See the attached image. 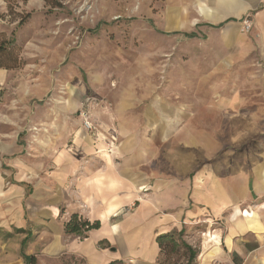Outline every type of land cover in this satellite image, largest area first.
Returning <instances> with one entry per match:
<instances>
[{
  "label": "crops",
  "instance_id": "0c3cea01",
  "mask_svg": "<svg viewBox=\"0 0 264 264\" xmlns=\"http://www.w3.org/2000/svg\"><path fill=\"white\" fill-rule=\"evenodd\" d=\"M178 1L166 12L169 34H218L239 54L257 52L264 65V0ZM244 15L252 19L249 32L238 22ZM27 80L0 68V233L12 238L15 230L23 239L32 231L31 220L46 223L60 245L57 253L64 222L79 213L101 227L87 237L68 238L64 249L83 255L88 264H163L158 235L196 222L207 229L196 264H264V157L260 163L249 158L252 167L246 152L230 151L203 166L197 157L180 162L185 155L166 148L174 138H191L187 127L186 134L170 133L167 126L175 125L167 116L162 128L149 123L139 143L126 140L136 130L124 121L117 129L104 124L97 139L84 129L70 136L76 125L72 109L50 112L47 105L31 104L44 91ZM239 94L229 107L238 105ZM194 118L205 116L199 111ZM46 123L57 124L52 135L32 141L28 129ZM253 123L247 114L231 117L233 148L253 137Z\"/></svg>",
  "mask_w": 264,
  "mask_h": 264
},
{
  "label": "rangeland",
  "instance_id": "374dc122",
  "mask_svg": "<svg viewBox=\"0 0 264 264\" xmlns=\"http://www.w3.org/2000/svg\"><path fill=\"white\" fill-rule=\"evenodd\" d=\"M175 2L179 4L178 0H0V42L16 37L0 62L13 65L10 70L43 89L31 104L47 105L50 112L59 106L72 109L76 125L70 136L84 129L97 139L104 124L116 128L124 121L136 130L126 140L139 143L149 123L162 128L167 116L175 125L167 126L170 133L186 134L187 127L191 138H174L166 148L184 154L180 162L188 164L197 157L203 166L224 160L230 151L246 152L252 167L249 158L255 156L260 163L264 157V65L257 52L239 54L218 34L191 38L169 34L166 12ZM243 17L238 19L242 31ZM237 92L238 105L229 107ZM119 108L124 110L123 119ZM199 111L205 116L201 121L194 118ZM234 114L254 117V130L244 145L233 148ZM85 121L92 128H86ZM56 125H34L27 133L38 142L51 136ZM158 146L162 151L163 140ZM29 227L35 236L25 251L37 256V264H60L69 251L64 249L67 239L76 235H63L61 251L54 253L60 245L47 232V224L31 220ZM13 232L12 238L0 233V264H25L20 252L24 234ZM205 232L194 222L183 234L176 233V246L170 244L161 260L187 264L184 243L199 255Z\"/></svg>",
  "mask_w": 264,
  "mask_h": 264
},
{
  "label": "trees",
  "instance_id": "16d2710c",
  "mask_svg": "<svg viewBox=\"0 0 264 264\" xmlns=\"http://www.w3.org/2000/svg\"><path fill=\"white\" fill-rule=\"evenodd\" d=\"M186 36H196V33H186ZM16 38L15 36L9 37L7 40L0 42V57L6 55L9 50L15 45ZM0 68L11 69L13 65H9L8 63H4L3 61L0 62ZM101 227V222L99 220L91 221L87 218H84L79 213H73L68 220L64 222V233L65 235H76L80 236L81 238L87 237L88 233L91 230L99 229ZM184 230L177 232V231H169L165 233H161L157 237V241L160 245L161 254H163L164 250L171 244V247L176 246V236L175 234L178 233L179 235L183 234ZM35 233L32 231H28L26 237H24L21 241V256L25 262V264H37V256L35 254H28L25 251L28 242L33 239ZM184 246L188 249V259L187 264H196L194 259L197 257L198 252L195 248L188 244L184 243ZM61 256V255H60ZM162 261V260H161ZM60 264H88L87 259L73 251H68L63 254V258L61 257ZM118 261H113L109 264H117ZM165 264V261H162Z\"/></svg>",
  "mask_w": 264,
  "mask_h": 264
},
{
  "label": "built area",
  "instance_id": "2783aa9c",
  "mask_svg": "<svg viewBox=\"0 0 264 264\" xmlns=\"http://www.w3.org/2000/svg\"><path fill=\"white\" fill-rule=\"evenodd\" d=\"M242 25H243L244 31H246V32L251 31V29L253 27V23H252V19H251L250 15H245V17H243ZM81 114L84 115V111H82ZM85 127L88 129L92 128L91 122L85 121ZM125 264H129V263H125Z\"/></svg>",
  "mask_w": 264,
  "mask_h": 264
}]
</instances>
